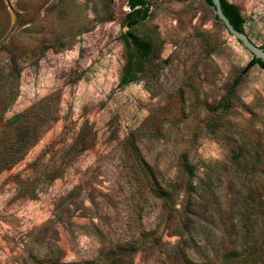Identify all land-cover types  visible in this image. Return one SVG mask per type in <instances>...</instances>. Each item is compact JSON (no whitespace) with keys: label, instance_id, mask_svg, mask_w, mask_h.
<instances>
[{"label":"rangeland","instance_id":"rangeland-1","mask_svg":"<svg viewBox=\"0 0 264 264\" xmlns=\"http://www.w3.org/2000/svg\"><path fill=\"white\" fill-rule=\"evenodd\" d=\"M148 1L120 86L127 0H0V264H264V69L212 110L253 54L204 0ZM226 1L262 48L264 0Z\"/></svg>","mask_w":264,"mask_h":264},{"label":"trees","instance_id":"trees-1","mask_svg":"<svg viewBox=\"0 0 264 264\" xmlns=\"http://www.w3.org/2000/svg\"><path fill=\"white\" fill-rule=\"evenodd\" d=\"M111 1V0H109ZM209 6L213 7L211 0H204ZM129 11L124 17V25L127 27V31L124 32L120 38L124 47V64L120 74V86H126L136 82L140 75L145 71V65L151 60L153 56V42L147 36H142L136 32V28L143 22L148 16L150 4L148 0H127ZM220 5L223 14L229 20L233 28L239 32H244L245 21L240 15L237 7L226 0H220ZM216 19L218 20L217 16ZM264 49V46L262 47ZM15 64V63H14ZM259 66L264 69V63L254 56L248 65L243 69L232 81L231 85L227 88L225 95L221 98L218 104L212 109L214 111L221 110L227 111L231 108V101L235 95L236 89L240 84L243 75L252 66ZM16 66V65H14ZM24 115L18 114L12 117L8 121V126L20 125L24 122ZM11 130L8 129V133ZM7 149L0 153V162L4 167L2 169L9 168L11 165L21 159L24 152L17 153L15 148L21 144L19 138L14 134L8 135L6 138ZM80 147V150H84L87 144L80 145V143L74 142L71 149ZM131 150L136 157L139 155V151L134 143H131ZM225 264V263H223Z\"/></svg>","mask_w":264,"mask_h":264},{"label":"water","instance_id":"water-1","mask_svg":"<svg viewBox=\"0 0 264 264\" xmlns=\"http://www.w3.org/2000/svg\"><path fill=\"white\" fill-rule=\"evenodd\" d=\"M211 1L213 8L215 9V13L218 20L223 23L226 30L231 35H233L245 49L250 51L255 58L260 59L264 63V49L251 43V41L248 39V37L245 35L244 32H239L233 28L229 20L225 17V15L222 12L220 0H211Z\"/></svg>","mask_w":264,"mask_h":264}]
</instances>
